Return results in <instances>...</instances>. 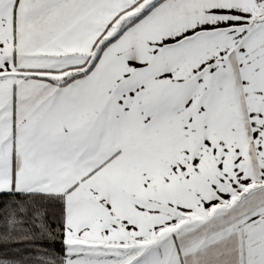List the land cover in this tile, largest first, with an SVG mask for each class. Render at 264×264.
Returning <instances> with one entry per match:
<instances>
[{
  "label": "snow or ice",
  "instance_id": "6c2138e0",
  "mask_svg": "<svg viewBox=\"0 0 264 264\" xmlns=\"http://www.w3.org/2000/svg\"><path fill=\"white\" fill-rule=\"evenodd\" d=\"M0 264H264V0H0Z\"/></svg>",
  "mask_w": 264,
  "mask_h": 264
}]
</instances>
